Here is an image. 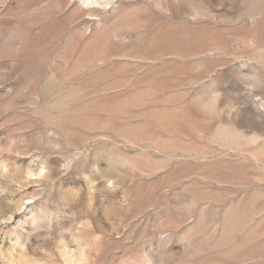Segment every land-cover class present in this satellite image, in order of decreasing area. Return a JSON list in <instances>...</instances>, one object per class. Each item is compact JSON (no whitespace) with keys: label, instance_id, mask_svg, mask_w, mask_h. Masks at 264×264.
I'll return each mask as SVG.
<instances>
[{"label":"rangeland","instance_id":"374dc122","mask_svg":"<svg viewBox=\"0 0 264 264\" xmlns=\"http://www.w3.org/2000/svg\"><path fill=\"white\" fill-rule=\"evenodd\" d=\"M0 264H264V0H0Z\"/></svg>","mask_w":264,"mask_h":264}]
</instances>
